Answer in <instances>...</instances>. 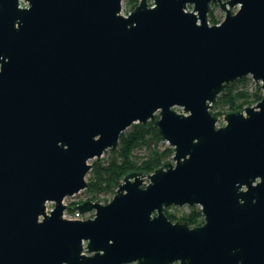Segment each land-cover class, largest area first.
Here are the masks:
<instances>
[{
	"label": "water",
	"instance_id": "water-1",
	"mask_svg": "<svg viewBox=\"0 0 264 264\" xmlns=\"http://www.w3.org/2000/svg\"><path fill=\"white\" fill-rule=\"evenodd\" d=\"M25 2L0 0V264H264V0ZM245 77L261 99L217 126L213 103ZM148 122L168 162L125 174L106 204H63Z\"/></svg>",
	"mask_w": 264,
	"mask_h": 264
},
{
	"label": "trees",
	"instance_id": "trees-1",
	"mask_svg": "<svg viewBox=\"0 0 264 264\" xmlns=\"http://www.w3.org/2000/svg\"><path fill=\"white\" fill-rule=\"evenodd\" d=\"M207 17L210 24L219 22L209 12ZM246 82L247 78H241L230 83L217 96L211 114L218 115L223 110H225L224 113L238 111L246 106L256 104L261 99L263 92L259 88L254 92H249L246 89ZM109 151L111 156L104 163L93 161L91 164L87 191L112 195L125 174L130 172L151 173L168 162L173 155L172 148L162 140L157 129L150 122L145 125L132 124L121 133L116 148ZM166 210L167 208H165L164 213L171 222H185L190 227L199 226L203 223L200 209L197 206H191L190 211L179 220L168 214ZM69 211H73V207H69Z\"/></svg>",
	"mask_w": 264,
	"mask_h": 264
},
{
	"label": "rangeland",
	"instance_id": "rangeland-1",
	"mask_svg": "<svg viewBox=\"0 0 264 264\" xmlns=\"http://www.w3.org/2000/svg\"><path fill=\"white\" fill-rule=\"evenodd\" d=\"M139 1L140 0H122V2H121V14L127 15L138 4ZM147 2L150 4V0H147ZM25 4H26L25 0H20V6H25ZM188 9L190 10L191 6H188ZM232 10L235 11V9H232ZM209 13L212 15V17H214L219 22H221V20H222V18L224 16V12L217 6V4H211L210 5ZM207 19H208V17H207ZM208 23L210 24L209 21H208ZM245 78H247V82H246L247 87H246V89L249 92H254L257 88H259V83L258 82H254L250 77H245ZM212 111H213V108H211L210 112H212ZM224 112H225V110H223L221 112V114L215 115V116L218 117L217 126H222L223 125L222 117L225 114ZM110 156H111V152L109 150H106L101 157H99L98 159H93V160L89 161V163L92 164L93 161H99V162L104 163V161L108 160L110 158ZM91 167H92V165H91ZM89 177H90V175L88 173L86 175V178H85L86 182H87ZM120 182H121V180H120ZM97 193L98 192H91V191H87L85 189L84 192H80V193L76 194L75 196H73L71 198L69 197L66 200V202L67 203L71 202V204H72L73 202H75L77 200H80V199H83V198H88L89 200H94V202H97V203H100V204H106L107 202H109L111 200V198L113 196V194L112 195L111 194L103 195L101 193H99V194H97ZM96 196H97V198H95ZM70 206H72V205H70ZM190 207L191 206H183V207L178 208V207H175V206H170V207H167L166 212L168 214H170L171 216H173L176 220H179L180 218H183L190 211Z\"/></svg>",
	"mask_w": 264,
	"mask_h": 264
},
{
	"label": "built area",
	"instance_id": "built-area-1",
	"mask_svg": "<svg viewBox=\"0 0 264 264\" xmlns=\"http://www.w3.org/2000/svg\"><path fill=\"white\" fill-rule=\"evenodd\" d=\"M85 190V189H84ZM84 190L80 191V192H84ZM79 192V193H80ZM75 196V195H74ZM71 198V197H70ZM68 198H65L63 200V204H65L66 206H77L79 204H82L83 202H86V201H91V202H94L93 200H89L88 198H83V199H80V200H77L75 202H73L71 204L70 203H67L66 200ZM46 209H47V213L49 214V212L52 211L53 209V203L51 202H46ZM93 214H94V211H91V212H88L86 214H80L78 211H76L75 209H73V211H69V207L66 208V210L63 212L62 214V217L63 218H66L68 220H84V219H87V218H92L93 217Z\"/></svg>",
	"mask_w": 264,
	"mask_h": 264
},
{
	"label": "clouds",
	"instance_id": "clouds-1",
	"mask_svg": "<svg viewBox=\"0 0 264 264\" xmlns=\"http://www.w3.org/2000/svg\"><path fill=\"white\" fill-rule=\"evenodd\" d=\"M151 4V3H150ZM88 164V163H87Z\"/></svg>",
	"mask_w": 264,
	"mask_h": 264
}]
</instances>
